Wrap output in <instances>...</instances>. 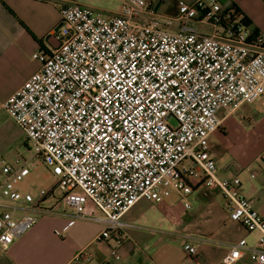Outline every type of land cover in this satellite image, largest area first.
Masks as SVG:
<instances>
[{
	"label": "built area",
	"instance_id": "1",
	"mask_svg": "<svg viewBox=\"0 0 264 264\" xmlns=\"http://www.w3.org/2000/svg\"><path fill=\"white\" fill-rule=\"evenodd\" d=\"M103 14L63 6L50 34L57 46L33 56L41 68L1 104L34 156L11 164L0 153V247L31 231L36 213L51 212L39 205L53 192L18 188L40 157L59 180L57 205L69 225L102 223L98 239L116 259L127 240L123 217L142 200L188 197L197 177L220 192L231 221L259 234L254 245H231L222 264H264V217L241 193L240 174L220 176L210 141L222 110L264 99V39L220 0L180 1L176 17L159 15L148 0H122L118 12Z\"/></svg>",
	"mask_w": 264,
	"mask_h": 264
},
{
	"label": "crops",
	"instance_id": "2",
	"mask_svg": "<svg viewBox=\"0 0 264 264\" xmlns=\"http://www.w3.org/2000/svg\"><path fill=\"white\" fill-rule=\"evenodd\" d=\"M180 1L192 3L195 0H148L163 17L178 16ZM220 2L224 9L239 10L249 22V31L264 39V0ZM68 3L101 11L98 0H0V88L5 80L24 67L27 51L32 50L34 56L44 49L45 35L49 36L60 23L61 9ZM195 26L207 33L212 31L202 24ZM37 44H41L39 48ZM40 68L41 63H38L27 75L12 82L1 101L22 87ZM220 117L221 128L210 139L211 154L219 174L222 177L240 174L241 193L255 202L256 209L264 217V99L245 104L232 114L222 110ZM229 137H233V141H244L247 148L229 154L232 143L224 145ZM196 178L190 180L193 192L196 191V207H186L190 213H177L167 200L162 204L143 201L145 205L138 208L140 201L123 217L127 240L119 249L121 259L111 256V243L98 239L104 228L102 223L77 221L69 225L72 218L62 214L58 205L55 207L56 202L48 197L39 208L52 212L36 213L39 221L31 231L15 240L7 250L0 247V264H222L231 245L241 239L254 245L259 234L250 233L244 226L231 221L220 192L198 185ZM149 204L157 205L153 211L160 209L170 214L169 218L152 224ZM56 230L62 235H57ZM186 245L195 247L197 253L191 255ZM81 251H85L86 256L74 261ZM237 264L256 263L244 257Z\"/></svg>",
	"mask_w": 264,
	"mask_h": 264
},
{
	"label": "rangeland",
	"instance_id": "3",
	"mask_svg": "<svg viewBox=\"0 0 264 264\" xmlns=\"http://www.w3.org/2000/svg\"><path fill=\"white\" fill-rule=\"evenodd\" d=\"M98 6L99 8H101V11H103L107 16L111 13L118 12L122 7V2L120 0H98ZM43 42L44 45L49 48L57 46L56 39L51 35L48 36V34L45 35ZM40 45L41 44H37L36 46L39 48ZM40 51H42V49H40L39 52ZM32 54V50L27 51L25 53V65L21 69V71L14 74L10 79L5 80L1 85L2 87L0 88V101L4 99V94H6L9 85L12 82H16L17 79L27 75L37 66L38 63H40V61L37 62L33 58ZM1 104L2 101L0 102V153H2L11 164H16L17 161L32 159L34 156V151L32 149L31 143L27 139L24 130L10 116H8V114L2 109ZM170 123L174 124L175 122L171 120ZM232 138L229 137V139L224 143V145L232 143L233 149L229 148V154H237L247 148V145L244 141H233ZM35 161L36 166L30 169L29 177L25 182L21 183L18 188L23 193H27L30 191L34 195H37L41 190H44L48 193L53 192L48 197L52 201L56 202L55 207H57V203L63 196V191L59 186V180L53 175L51 168L46 165L40 157ZM195 192H193L186 198H181L177 193L174 192L172 196L166 200L171 205L173 204L174 211L183 215L186 213V211H188V213H190L191 211L186 209V205H190L192 206V208L196 207V202L194 200V194L196 195ZM199 194L200 193L197 192V195ZM143 201L146 200H142V202L138 205V208H141L143 205H145V202ZM149 205L152 209L149 210V219L152 224H154V222L156 221H161V219H163L164 217L170 216V214L160 209L157 211H153L155 210L154 207H157V205Z\"/></svg>",
	"mask_w": 264,
	"mask_h": 264
},
{
	"label": "trees",
	"instance_id": "4",
	"mask_svg": "<svg viewBox=\"0 0 264 264\" xmlns=\"http://www.w3.org/2000/svg\"><path fill=\"white\" fill-rule=\"evenodd\" d=\"M242 15V13L239 11V10H235V16H241ZM244 24L245 25H248L249 24V22H248V20L247 19H244Z\"/></svg>",
	"mask_w": 264,
	"mask_h": 264
}]
</instances>
